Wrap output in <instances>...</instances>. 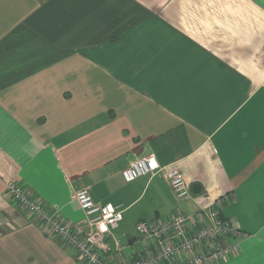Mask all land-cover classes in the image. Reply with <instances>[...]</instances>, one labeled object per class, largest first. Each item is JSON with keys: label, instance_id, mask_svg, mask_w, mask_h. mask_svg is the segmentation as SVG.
Returning <instances> with one entry per match:
<instances>
[{"label": "crops", "instance_id": "0c3cea01", "mask_svg": "<svg viewBox=\"0 0 264 264\" xmlns=\"http://www.w3.org/2000/svg\"><path fill=\"white\" fill-rule=\"evenodd\" d=\"M147 155L203 207L228 195L244 237L215 264H264V0H0V264H82L7 180L67 222L77 187L120 205L117 259L140 219L194 212L163 171L124 181Z\"/></svg>", "mask_w": 264, "mask_h": 264}, {"label": "built area", "instance_id": "2783aa9c", "mask_svg": "<svg viewBox=\"0 0 264 264\" xmlns=\"http://www.w3.org/2000/svg\"><path fill=\"white\" fill-rule=\"evenodd\" d=\"M161 171L174 196L192 201L196 210L156 220L140 219L135 230L141 248L134 251L133 257L113 256V252L124 249L115 233L123 217L122 208L95 202L88 187L73 189V199L82 211V217L74 222H67L58 210L47 207L14 180L5 181V193L40 223L45 233L69 246L82 264H215L234 255L244 233L220 214L228 195L214 199L207 207L201 206L180 171L160 165L152 155L134 159L121 175L130 182Z\"/></svg>", "mask_w": 264, "mask_h": 264}]
</instances>
